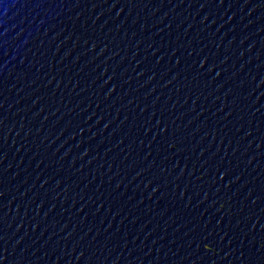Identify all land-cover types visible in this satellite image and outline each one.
<instances>
[{
    "label": "water",
    "instance_id": "95a60500",
    "mask_svg": "<svg viewBox=\"0 0 264 264\" xmlns=\"http://www.w3.org/2000/svg\"><path fill=\"white\" fill-rule=\"evenodd\" d=\"M0 264H264V0H0Z\"/></svg>",
    "mask_w": 264,
    "mask_h": 264
}]
</instances>
